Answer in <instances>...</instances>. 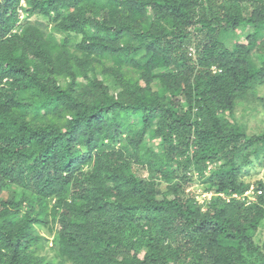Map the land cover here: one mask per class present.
Listing matches in <instances>:
<instances>
[{
    "label": "trees",
    "instance_id": "trees-1",
    "mask_svg": "<svg viewBox=\"0 0 264 264\" xmlns=\"http://www.w3.org/2000/svg\"><path fill=\"white\" fill-rule=\"evenodd\" d=\"M262 84L264 0H0V264H264Z\"/></svg>",
    "mask_w": 264,
    "mask_h": 264
},
{
    "label": "rangeland",
    "instance_id": "rangeland-1",
    "mask_svg": "<svg viewBox=\"0 0 264 264\" xmlns=\"http://www.w3.org/2000/svg\"><path fill=\"white\" fill-rule=\"evenodd\" d=\"M240 40L244 41V38L242 37ZM234 116L239 122L246 126L248 132L258 133L264 131V84L259 85L255 93L249 95V99L244 100L243 103L235 109ZM139 173L143 174L144 172L140 170ZM247 180L252 184L257 180L264 182V165H258L257 163L250 171ZM188 190H191V187H189ZM199 198L202 200V197ZM40 231L46 232V229H40ZM261 236L264 238V227L262 228ZM42 252L51 258L52 251L50 249V244L44 246Z\"/></svg>",
    "mask_w": 264,
    "mask_h": 264
},
{
    "label": "built area",
    "instance_id": "built-area-1",
    "mask_svg": "<svg viewBox=\"0 0 264 264\" xmlns=\"http://www.w3.org/2000/svg\"><path fill=\"white\" fill-rule=\"evenodd\" d=\"M261 191L258 190L257 193H260ZM253 195H254V188L253 186L250 187V189H248L242 196H238L237 194H234L233 197H237V198H241L243 199L244 197L249 199H253Z\"/></svg>",
    "mask_w": 264,
    "mask_h": 264
}]
</instances>
